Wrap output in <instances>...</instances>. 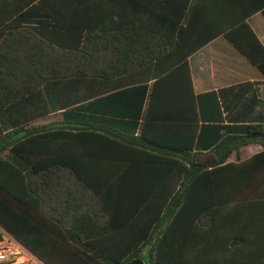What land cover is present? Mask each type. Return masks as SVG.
Segmentation results:
<instances>
[{
    "label": "trees",
    "instance_id": "16d2710c",
    "mask_svg": "<svg viewBox=\"0 0 264 264\" xmlns=\"http://www.w3.org/2000/svg\"><path fill=\"white\" fill-rule=\"evenodd\" d=\"M1 1L10 9L0 14V226L46 264L158 263L195 178L240 146L264 145V124L195 152L188 58L211 39L189 38L190 28L165 38L147 25L85 23L84 0ZM235 12L221 1L214 36L264 74V46ZM60 111L61 120L32 125ZM107 115L134 118V128L142 118L140 135ZM111 145H121L117 156ZM101 160L125 165L121 175L103 178Z\"/></svg>",
    "mask_w": 264,
    "mask_h": 264
},
{
    "label": "crops",
    "instance_id": "0c3cea01",
    "mask_svg": "<svg viewBox=\"0 0 264 264\" xmlns=\"http://www.w3.org/2000/svg\"><path fill=\"white\" fill-rule=\"evenodd\" d=\"M221 1L235 13L247 15V23L264 46V0H84L83 6L85 23L106 29L147 25L148 30L173 38L178 25L190 28L191 39H211L188 58L199 113L195 152L205 154L220 139L244 135L247 126L264 124V74L225 35L214 36L221 22ZM1 2L0 14L10 9ZM132 84H122L99 97ZM49 116L56 118L53 122L59 121L62 111L37 118L32 125H45ZM105 119L140 135L142 118L137 119V128L129 122L134 118L107 115ZM111 146L113 149H104L114 150L117 156L121 145ZM99 166L100 175L106 178L113 170L120 176L125 165L101 160ZM153 166L166 165L156 162ZM186 200L179 223L160 245L156 264H264L263 144L240 146L225 164L204 170L195 178ZM158 252L159 246L156 259Z\"/></svg>",
    "mask_w": 264,
    "mask_h": 264
},
{
    "label": "built area",
    "instance_id": "2783aa9c",
    "mask_svg": "<svg viewBox=\"0 0 264 264\" xmlns=\"http://www.w3.org/2000/svg\"><path fill=\"white\" fill-rule=\"evenodd\" d=\"M0 264L46 263L10 233H3V239L0 240Z\"/></svg>",
    "mask_w": 264,
    "mask_h": 264
},
{
    "label": "rangeland",
    "instance_id": "374dc122",
    "mask_svg": "<svg viewBox=\"0 0 264 264\" xmlns=\"http://www.w3.org/2000/svg\"><path fill=\"white\" fill-rule=\"evenodd\" d=\"M54 120H56V118L54 116H49V117L44 119L43 124L51 123ZM0 231H2L4 234H8V233H6V231L1 226H0Z\"/></svg>",
    "mask_w": 264,
    "mask_h": 264
}]
</instances>
